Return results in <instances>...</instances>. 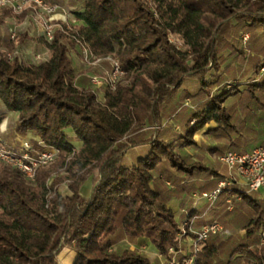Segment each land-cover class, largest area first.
I'll list each match as a JSON object with an SVG mask.
<instances>
[{"label":"trees","instance_id":"16d2710c","mask_svg":"<svg viewBox=\"0 0 264 264\" xmlns=\"http://www.w3.org/2000/svg\"><path fill=\"white\" fill-rule=\"evenodd\" d=\"M82 2L83 8L72 13L77 24L58 30L46 44V61L0 57V122L7 113L17 114L15 133L33 134L37 149L39 141L58 149L55 163L63 173L49 184L54 170L41 168L29 184L18 169L0 170V264H52L64 248L75 254L72 264H151L136 251H114L117 234L131 242L146 238L167 259L179 242L169 201L176 193H191L194 179L220 178L182 155L186 147H197L193 136L214 122L208 130L217 142L207 148L211 154L244 150L255 136H264V80L245 91L224 87L213 93L216 81L207 77L220 69L218 44L227 22L239 18L243 27L260 26L264 34V0ZM13 16L1 11L0 25ZM68 43L118 60L125 75L114 90L106 89L104 102L77 85L66 60ZM14 45L10 41V52ZM188 79L199 84L192 96L199 105L167 141L162 137L165 104ZM147 124L150 134L144 131ZM70 132L82 144L78 150ZM140 145L148 152L127 165V152ZM95 170L98 181L84 198L81 187ZM64 181L70 194L60 193ZM165 181L176 191H167ZM230 192L242 195L248 214L238 221L245 234L239 241L212 236L195 264H264V198Z\"/></svg>","mask_w":264,"mask_h":264},{"label":"rangeland","instance_id":"374dc122","mask_svg":"<svg viewBox=\"0 0 264 264\" xmlns=\"http://www.w3.org/2000/svg\"><path fill=\"white\" fill-rule=\"evenodd\" d=\"M41 1H43L46 6L51 8L50 12L45 6L33 2L32 0H0V12L4 9H8L12 15L16 16L15 18L7 19L3 25H0V57L7 53L10 60H12V58L16 55L25 62L39 64L40 62L48 59L49 49L46 44H50L53 41L56 32L58 30L64 31L71 29L77 24L72 13L83 8L82 0ZM18 5H20V7ZM15 6H18L17 9ZM43 22L51 23L54 26L53 37L51 40H48L45 37ZM245 24H248V26L243 27L244 22L242 23L239 18H234L227 22V25L224 27V32H222L223 37L221 38V42L218 44V62L221 64L220 69L216 71V73L211 72L207 76L208 80L216 81L212 87L213 93L221 91L224 87H226V89L238 87L239 90L245 91L249 85L261 83L264 80L263 29L260 26L253 27L249 26V23ZM226 31L227 33H225ZM13 35L14 37H12ZM24 35L25 37L23 41L20 42L19 38ZM38 39H42L45 44ZM169 39L171 42L178 45L182 50L185 49L182 41L178 40L176 37L169 35ZM10 41H14L15 43V49L13 52H10L8 49ZM68 44L69 46L66 60L77 75V85L93 91L96 94L98 101L104 102V93L106 89L114 90L125 75V72L121 68L118 60L111 57H97L93 55L87 47L81 46L80 44ZM116 65L120 68V73L117 74V77L113 74L115 73L114 71ZM114 80L115 83H113ZM196 88V81L187 80L183 83L179 91L186 89L190 93H194ZM179 91L175 94L180 97ZM262 94L264 97V91ZM167 104L168 102L164 107L162 127L163 131H166V134L170 137L171 135H174L173 139H175V135L183 130L184 122L187 120L190 113L196 110L199 104H197V102H195L190 95L185 96L182 100L176 101L175 105L170 104L169 108H167ZM239 109L240 108H238V110ZM17 119V114L7 113V116H5L0 122V148L8 153L13 152L16 154L23 151L22 144L24 142H28L32 146V156L34 157H36L39 153L48 151L49 149L47 145H45L42 141L38 142V145L41 148L37 149L33 146L30 139H38L37 137L34 138L33 134H30L29 136H21L15 133ZM194 122L195 121L191 124ZM150 128V125L147 124L144 126V131H148L150 134ZM200 131L193 136V140L196 142L197 147H186L182 151V155L189 157L192 162L201 163L205 167L216 171L220 175V178H215L216 186L213 190L218 189L221 183H225L226 186L223 189L221 188V193L219 194L217 200L211 205L205 200L195 198L193 195L197 192L192 191L188 194L189 205H191L194 209L202 210V213L198 215H190L187 207L184 206L181 209L176 208V216H183L181 219L175 218L179 225V242L177 248H170L168 250L167 256H169V258L167 259L164 258L160 252H158L148 239L141 238L137 242H131L120 236V234H117L115 237L116 243L113 247L114 251L121 252L126 249L136 251L147 257L151 264H190L192 255L194 256V260H196L203 245L212 236H220L223 241H227L231 239V237L237 241L242 239L245 234L243 229L244 224L242 225L243 221L239 222L238 219L241 220L242 216H245L248 213H246L242 195L238 193L235 194L230 191L234 189L233 186L238 183H242L243 181L235 174V171H231L228 168V166L221 160V157L229 153L242 155L251 152L256 148L262 147L264 146V136H255V138L250 140L244 150H229L218 154H211L207 148L216 145L217 142L215 137L212 136V134H207L206 132L200 134ZM70 135L74 134L70 132L69 137L72 140V145L75 150H78L82 144L75 139V135ZM173 139L170 141H173ZM197 141H199L201 145L200 147L197 144ZM58 155L59 151L57 155H54L51 161H48L43 165H39L35 170L33 180L23 173L22 175L24 180L29 184H34L37 178V172L41 168H45L46 171L54 170L51 178L48 180L49 184L53 183V180L62 177L63 173H59L57 171L59 162L55 163ZM2 169L16 170L18 167L11 161L0 158V170ZM233 180H236V182H233ZM97 181L98 174L95 170L83 183L81 187V196L88 198L92 191V187L97 183ZM231 183L233 185H231ZM68 185L69 181H64L59 187L60 193L63 195L70 194ZM164 185L167 191L172 192L177 189L176 185L172 182L165 181ZM225 191H228V193L224 194L226 196L222 195ZM231 193L236 195V197L232 198ZM245 193L248 194L247 192ZM200 219L205 220L203 226L217 223L221 226L222 231L216 233L215 235H210L205 241L195 244L194 241L203 227H196L197 221ZM67 250L70 249L64 248L61 253L57 255L52 264H65L66 256L68 255ZM179 256L183 258L181 262L178 259ZM191 264H195L194 261L191 262Z\"/></svg>","mask_w":264,"mask_h":264},{"label":"built area","instance_id":"2783aa9c","mask_svg":"<svg viewBox=\"0 0 264 264\" xmlns=\"http://www.w3.org/2000/svg\"><path fill=\"white\" fill-rule=\"evenodd\" d=\"M38 4H42L46 7V9L50 12L51 8L46 6L41 0H32ZM20 7V5H18ZM18 6H15L16 9ZM45 37L48 40H51L53 37L54 26L51 23L43 22ZM14 37V35L12 36ZM86 51V50H85ZM87 52V51H86ZM119 66H115V73H113L116 77L119 72ZM115 83V80L114 82ZM48 151L39 153L36 157L33 155V149L30 143L24 142L22 144V150L20 153L14 154L13 152H6L2 148H0V158L7 159L11 161L18 169L24 173L27 177L33 180V176L36 168L39 165H43L48 161H51L54 155H57L58 150L55 148H48ZM221 160L228 166V168L232 171H235V174L240 177L243 181V185L246 188L247 193H259L262 192L264 194V146L256 148L255 150L248 152L246 154H236L229 153L223 157ZM233 182H236V180ZM230 184V183H228ZM231 185H233L231 183ZM226 186L225 183H221L219 188L213 191H204L201 193H195L193 196L200 200H205L211 205L217 200L219 194L221 193V188L223 189ZM202 230L198 233L197 238L195 239V244L201 241L207 240L210 235H215L216 233L222 231V228L217 223H212L210 225H205L201 228ZM264 242V239H263ZM195 263L194 256L192 255L190 259L191 262ZM187 264V263H186Z\"/></svg>","mask_w":264,"mask_h":264},{"label":"crops","instance_id":"0c3cea01","mask_svg":"<svg viewBox=\"0 0 264 264\" xmlns=\"http://www.w3.org/2000/svg\"><path fill=\"white\" fill-rule=\"evenodd\" d=\"M188 80H193V79H188ZM187 81V80H186ZM195 81V80H193ZM180 90V89H179ZM178 90V91H179ZM199 90V84L197 82V88L194 91V93H190L188 90L183 89L180 92V97L179 95H174L173 98L168 102L167 104V108H169L170 104L175 105L176 101L182 100V98H185V96L190 95L191 97L196 95V93ZM177 91V92H178ZM176 96V97H175ZM171 102V103H170ZM7 116V114H6ZM216 127V124L214 122H211L209 124H207L205 126L204 129H202L200 131V134L203 132H206L207 134L211 135V133L208 132L209 129H212ZM70 136H74V135H70ZM213 136V135H212ZM162 137L167 140L170 141L171 139L174 138V135H171V137L166 134V131L163 132ZM197 144L199 145V147L201 146L199 141H197ZM148 152V147L146 145H140L137 147L132 148L131 150H129L125 156V163L127 165H131L137 162V160L139 158H141L142 156L146 155V153ZM194 188L192 191H196V192H204V191H211L215 188L216 186V179L214 177H211L209 180H205V179H201V178H197L194 179L192 182ZM234 189L238 190V191H242V192H246V188L244 187L243 183H238L235 186H233ZM191 191V192H192ZM188 192H183V193H176L175 196L170 200V202L168 203V207L173 211L175 218H182L183 216H176V208H182V207H187L189 210H194L196 212V214L198 215L202 210H198V209H194L193 207H191V205H189V196H188ZM249 195L254 196V198H264V194L262 192L259 193H249ZM205 222V220H199L197 221L196 227L200 228L201 226H203V223ZM67 256H66V263L65 264H72L74 259H75V254L73 253V251L71 250H67Z\"/></svg>","mask_w":264,"mask_h":264}]
</instances>
